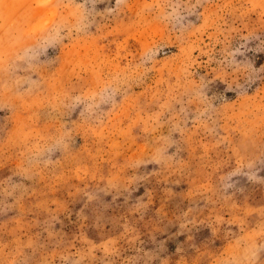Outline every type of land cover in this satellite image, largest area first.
<instances>
[{
	"label": "rangeland",
	"instance_id": "1",
	"mask_svg": "<svg viewBox=\"0 0 264 264\" xmlns=\"http://www.w3.org/2000/svg\"><path fill=\"white\" fill-rule=\"evenodd\" d=\"M0 264H264V0H0Z\"/></svg>",
	"mask_w": 264,
	"mask_h": 264
}]
</instances>
